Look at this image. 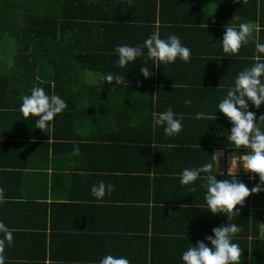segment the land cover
I'll list each match as a JSON object with an SVG mask.
<instances>
[{
  "label": "trees",
  "instance_id": "trees-1",
  "mask_svg": "<svg viewBox=\"0 0 264 264\" xmlns=\"http://www.w3.org/2000/svg\"><path fill=\"white\" fill-rule=\"evenodd\" d=\"M206 1L0 0V188L4 190L7 200L0 204V222L5 219L3 214L10 215L11 222L15 224L21 216L27 223L37 222L35 228L28 229V233L20 228L13 233L25 239L23 242V239L14 237L10 246L14 249L6 243L5 264H62L60 260L67 262L65 264H100V260L109 254L125 257L121 250L116 254L107 249L99 253L98 245L90 249L91 255L87 257L60 254L75 252V249L71 243L68 244L67 235L58 232L57 221L70 222L66 214L69 201H99L92 195L91 188L101 181L119 191V195H114L110 209H124L129 221L131 208L137 210L133 217L138 222L124 221L127 228L123 230H127L130 236L123 237L122 231H114L117 224L122 222L118 212L113 213L115 219L110 223L113 225H109L104 233V247L109 241L112 246L124 241L133 247L130 264H177L170 258L171 253H184L190 247L187 245L191 244L188 242L183 246L182 242L194 234L211 247L206 237L214 235V228L229 223H235L241 229L233 240L241 248L240 264H264V191L252 194L243 206H237L239 215L234 216L232 221L226 215L213 216L210 213L204 199L205 190L199 187L203 183L201 180L195 182V192L190 191V186H182L180 178L170 181L174 183L154 185V205L148 207L146 201L150 191H146V187L150 186V178L147 174L153 157L157 158L158 154L174 160L192 159L190 154L196 149L191 150L190 145L184 146V143L170 148L162 147L157 139H151V133H139L134 137L130 132L125 137V130L133 131L134 128L117 125V119L105 115L106 107L119 102L118 95L105 97L107 88L114 92L115 83L109 85L103 79L102 86H96L90 82L92 75L105 78L111 73L123 75L127 82L136 81L135 77H139V83L144 86L136 87L146 90L147 82L152 80L153 75L145 78L141 67L146 66L154 72L150 68L153 61L145 64L147 50L144 49V56L136 59L134 68L130 63L121 69L117 64L119 57L115 54L116 46L142 45L156 31H159L162 39H167L169 35H177L174 30H183L185 36H177L186 46L187 33L199 30L200 22L191 15L186 23L188 15H177L186 6L193 11L197 5L203 6L205 14L210 7ZM235 11L241 13L240 23L251 21L257 26L254 39L250 40L254 51L255 42L264 44V0H246V3L240 0L235 4ZM221 29L225 31V27ZM219 40L224 60L214 63L221 64L225 73L231 77L233 75L235 81L239 72L244 70L242 52L239 56H226L222 50L223 38ZM190 51L191 60L203 58L199 61L202 70L211 65L207 55L203 57ZM260 56L264 59V54ZM33 87H42L46 94H56L67 104L66 110L54 118L48 134L35 128L36 117L25 119L19 110L22 96L30 95ZM249 110L258 115L255 122L259 124V116L264 114V108L257 109L249 103ZM191 122V126L199 123L196 136L202 149L197 156L198 162L189 168L213 162L211 148L214 146L233 149L227 140L232 128L227 117L194 119ZM152 141L156 142L153 149L150 147ZM76 145L80 149L79 156L72 155ZM126 151L131 155L127 156ZM85 154L88 162L81 158ZM240 154L246 153L237 151V155ZM133 155L138 157L140 169L135 177L129 176L132 169L124 166V161H131ZM77 171H87L91 176H77L79 182H85L77 185L72 178L79 173ZM50 174L56 177L50 187L51 199L35 198L38 201H33V196L20 193L28 191L30 187L31 177L27 179L26 186L22 185L26 175L50 177ZM125 175L126 178H123ZM250 177V173L240 174L237 179L251 189L259 184V177L255 180ZM216 178L218 181L231 180L230 176ZM69 190L73 191L68 197L65 193ZM43 191L47 192L45 189ZM75 191L83 193L72 196ZM36 192L42 195V192ZM131 201L138 204L133 202V205ZM176 223L180 225L178 229ZM167 226L176 234L161 236V231ZM2 237L3 234H0Z\"/></svg>",
  "mask_w": 264,
  "mask_h": 264
},
{
  "label": "crops",
  "instance_id": "crops-1",
  "mask_svg": "<svg viewBox=\"0 0 264 264\" xmlns=\"http://www.w3.org/2000/svg\"><path fill=\"white\" fill-rule=\"evenodd\" d=\"M213 2H215L216 5ZM207 3H210L211 6L209 10L205 12V14L204 10L202 9L203 6L201 5H197V7H195L193 11L186 6V8L183 9L180 15H177V17L188 15V20L186 23L190 21L191 15H194L195 18L199 20L201 28L197 31H193L192 33H187L186 47L192 50L195 54L200 53L203 57H206L204 55H207L208 59H210L209 61L211 64L209 67L205 66L203 70L201 69L199 61L203 58H200L198 61H195L193 59L190 63L179 61H176L174 64L168 65L161 63L159 64V68L155 67L154 62L153 66L151 65L150 67L153 68L154 71L153 78L151 81L147 82L146 87L148 88L146 90H140L136 87L137 85H142L140 87L144 86V84L139 83L141 82L139 80V77H135L136 81H131L132 83L125 81V84L120 86V90H118L119 86L116 85L115 88H113L115 89L114 92L111 91V88L106 89L107 93L105 97L118 95L119 102H114L112 107H106L105 115L109 114L112 118L117 119V125H125V127L128 125L131 126V128H134L133 131L125 130V137L130 132L134 134V137L136 134L139 135V133H141L142 135L144 133H151V139H157L162 147L164 146L166 148H170L174 145H183L182 143H184V146L190 145L189 149H196L193 154H190L192 159L184 158L174 160L171 159L172 157H166L165 155L159 156L158 154L157 158L153 157L149 165V168L151 169L147 174V176L150 178V186L146 187V191H150V194L147 197L146 201L148 207L150 208L154 205L152 191L154 185L160 184L162 186L163 184L165 185L168 183H174L170 181L179 179L181 177L183 169L194 166V164L198 162L197 156L199 154V151L202 149L201 143H199L200 141L196 136L198 132L196 129L199 126V123H195L194 126H191V121H193L196 114L200 112H204L208 115L225 117L223 113H219L218 104L223 98H225L227 89L234 86L233 75L231 77V75L225 73L226 71L223 69L221 64L215 65L214 62L224 60L219 39L223 38L225 31H221V27H225L228 24L229 26H239L241 22V18H239L241 16V13L235 11V0H208ZM196 26L198 27V25ZM174 31L177 33V35L185 36V33L182 32L183 30ZM240 52H242L241 55L243 56L244 67L242 68L244 69L251 67L256 62L255 57L257 55H260L256 52V49H254V51L251 49L250 41L247 45L241 47ZM130 66L131 68H134V62ZM228 71L232 72L231 69H228ZM103 79L104 77L102 75H96L95 77H93L91 85L102 86ZM230 79L231 84H229ZM127 88L129 90H127ZM150 89H152V91ZM151 92L152 95L150 96ZM186 100H190L191 104H186ZM168 107H171L173 109V111L176 113L177 118L183 116V120L181 121L183 130L177 137H166L164 134V129L161 126H157L155 130H153L152 127L153 113L164 112ZM260 107L264 108V104H262ZM218 113L222 115H219ZM155 136H157V138H155ZM155 144L156 142L152 141L150 147L153 149V145ZM211 149L212 155L216 150H228L223 151L225 153V156L219 161L218 167V171L227 174V168L229 167L227 156L235 154V150L224 149L218 146H214ZM165 152L168 156V151L165 150ZM126 155L130 156L131 154L126 151ZM126 155H124L125 159L127 158ZM81 158L84 162H88V157L86 154ZM137 158V156L133 155L131 161H126L124 159V166L128 165V168H130V170L132 169L130 173L131 175H129L131 177H135L136 172L140 171L138 166L139 160H137ZM118 160L120 161V159ZM85 173H87V171ZM240 174L241 173L239 170L237 176H239ZM137 175H139V173H137ZM77 176L79 175L76 174L75 177H72L75 181V184L78 185L85 183L79 182L76 178ZM86 176L91 175L88 174ZM30 177V187H28V191H22L20 193L33 196V201H38L35 198H44L47 200L51 199L52 195L50 194V187L52 186V184H54L56 177L52 176V174H50V177L40 175H26V177L23 178V186H26L28 184L27 179ZM32 178L37 180L34 181ZM123 178H126V175ZM17 187H19V185ZM43 189L47 190V194L44 193ZM36 191L42 192V195L39 196ZM72 191L69 190L65 193V195L69 197ZM83 192L86 193L87 190ZM83 192L75 191L72 196L82 195ZM116 194L119 195V191L114 190L111 195L106 194L102 201L78 199L68 202L67 205H69V207L66 209V214L70 222L66 224L63 220H60L57 221V226L59 227V233L67 235V242L68 244H72L75 252H60V254L66 253L67 257L75 256V258H81V256L83 255L87 257L88 255H91V253L89 252L90 249L95 245H98L99 253H103V251L107 249L108 251L111 250L116 254L121 250L128 260H132L133 255L131 254V252L133 250V247H131V245L127 244L126 242L121 241L119 244L117 243L116 245L112 246L111 242L109 241L105 247L103 244L105 242L104 233L108 229L109 225L110 227L113 225L110 223L114 222L115 219L113 213L118 212V218L122 221L117 224L118 226L116 225L117 229L114 231H122L120 233H122L123 237L130 236L129 233H126L128 232L127 230H123L127 228L126 226H124V221L125 223L130 221L138 222V220L134 219L133 217L134 214L137 213V210L134 207H132V210L129 211L130 221L129 218L124 215V213L127 214V212H124V209H110V205L113 204L114 195ZM133 202L138 204V202L136 201ZM133 202L132 204L135 205ZM106 205H108L109 207L105 208L107 207ZM8 212L9 210L7 211V213ZM2 216H5V219H2V221L9 229H16V231L19 228L25 229L24 233H28V229L35 228L37 224L36 221H34L33 223H27V221H25L24 219V216H21V219L17 220L16 224L14 222H11L10 215L3 214ZM31 225L34 227H30ZM176 226L177 229L178 227H180L178 223L175 224V227ZM169 234L176 233L173 232L172 228L167 226L161 231L160 235L166 237ZM13 237L19 238L21 240L23 239V237L15 235H13ZM191 237L192 238L182 242V245L185 246L188 242H191V244L187 246H192L198 245V242L201 241L205 242L204 239L200 238L199 235L193 234V236ZM73 242L76 243L74 244ZM9 248L14 249L10 246ZM62 249L63 248L57 250L56 253L61 251ZM182 255L183 252L174 251L173 253H171L170 258L173 259L177 264H183ZM60 262L62 264L67 263L64 260H60ZM46 263H48V261Z\"/></svg>",
  "mask_w": 264,
  "mask_h": 264
},
{
  "label": "clouds",
  "instance_id": "clouds-1",
  "mask_svg": "<svg viewBox=\"0 0 264 264\" xmlns=\"http://www.w3.org/2000/svg\"><path fill=\"white\" fill-rule=\"evenodd\" d=\"M237 3L240 0H236ZM246 3V0H243ZM257 26L251 21L240 23L238 28L225 26V34L222 40V50L228 57L239 56L241 47L253 40V33ZM144 49L147 50L145 64L149 60L155 62V67L159 64H174L177 59L185 63L191 62V51L182 45L180 38L169 35L167 39H162L159 31L154 32L142 45L129 46L117 45L115 54L118 55V67L123 69L130 63L136 61L138 57L144 56ZM256 52L264 54V44L255 42ZM255 63L239 72L234 81V86L227 89L225 98L218 104L219 113H223L232 124L230 134H227L229 144L233 145L235 154L227 156L229 167L227 174L231 180H217V175H223L218 171L219 161L225 156L223 151L218 150L211 157L213 162L204 163L195 168H185L180 177L182 186H190V191L197 190L195 182L203 181L199 185L205 190L204 199L213 216L226 215L229 221L236 215L237 206H243L245 201L252 194H259L264 191V114L259 116V124L255 121L257 116L249 110V103L257 109L264 104V59L260 55L255 57ZM141 72L145 78H150L153 73L148 67H141ZM104 81L109 85L113 82L116 86L125 84L123 75L108 74ZM175 88V85H174ZM191 104L190 100L185 101ZM67 108L66 102L56 94H46L44 88L33 87L30 95L22 96L20 112L25 119L36 117L35 128L42 132L49 133L52 128L54 118L62 114ZM197 120H216L217 115H208L204 112L197 113ZM183 116L177 118L171 107L160 113H153V130L157 126L164 129L166 137H177L183 130L181 121ZM154 146V145H153ZM200 146V145H199ZM155 147V146H154ZM244 151L246 154L236 155L237 151ZM74 156L80 155L79 146L76 145L72 153ZM245 173L251 174V179L259 177V184L249 189V187L237 179L240 168ZM203 174V175H202ZM78 175L86 176L88 173L79 172ZM114 186L105 184L103 181L91 188L92 195L97 200H103L105 195H111ZM4 190L0 188V204L6 203ZM185 205H181L183 207ZM16 229H9L3 222H0V264H5V248L12 245L13 233ZM241 231L235 223L221 225L213 229V234L207 236L211 247L205 242H198L197 246H190L182 255L183 264H240L241 248L238 243H234L238 233ZM100 264H130L125 257H115L111 254L104 256Z\"/></svg>",
  "mask_w": 264,
  "mask_h": 264
},
{
  "label": "rangeland",
  "instance_id": "rangeland-1",
  "mask_svg": "<svg viewBox=\"0 0 264 264\" xmlns=\"http://www.w3.org/2000/svg\"><path fill=\"white\" fill-rule=\"evenodd\" d=\"M213 3L216 5L215 2H213ZM210 6H211V5H210ZM209 8H210V7L208 6V9H209ZM205 9H206V8H205ZM95 76H96V75H95ZM95 76L92 75V79H93V77H95ZM92 79L90 80V82H92ZM240 173H241V174H244V175H247V174H248V173H245V171L243 170L242 167L240 168Z\"/></svg>",
  "mask_w": 264,
  "mask_h": 264
},
{
  "label": "bare ground",
  "instance_id": "bare-ground-1",
  "mask_svg": "<svg viewBox=\"0 0 264 264\" xmlns=\"http://www.w3.org/2000/svg\"><path fill=\"white\" fill-rule=\"evenodd\" d=\"M225 176H228V174L223 173V175H218V177H225Z\"/></svg>",
  "mask_w": 264,
  "mask_h": 264
},
{
  "label": "built area",
  "instance_id": "built-area-1",
  "mask_svg": "<svg viewBox=\"0 0 264 264\" xmlns=\"http://www.w3.org/2000/svg\"><path fill=\"white\" fill-rule=\"evenodd\" d=\"M216 151H218V150H216ZM216 151H215V152H216Z\"/></svg>",
  "mask_w": 264,
  "mask_h": 264
}]
</instances>
